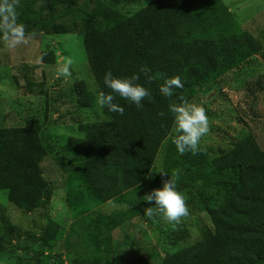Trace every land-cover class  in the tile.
Listing matches in <instances>:
<instances>
[{
  "label": "trees",
  "instance_id": "1",
  "mask_svg": "<svg viewBox=\"0 0 264 264\" xmlns=\"http://www.w3.org/2000/svg\"><path fill=\"white\" fill-rule=\"evenodd\" d=\"M17 12L25 32L82 36L99 91H109L103 84L106 71L130 77L141 66L151 69L140 73L137 81L151 92L141 106L117 95L123 115L104 107L107 120L82 122L81 140L59 147L74 161L70 169L63 166L65 201L74 217L91 205L138 189L174 124L169 105L178 103L180 95L190 100L199 88L259 51L223 0H153L131 15L105 0H21ZM171 76H179L184 87L166 99L159 86ZM72 90L84 93L82 87ZM39 126L29 119L21 127L0 128V189L27 213L46 205L51 196L40 161L57 151L55 141H49ZM165 147L169 177L178 170L179 181L184 177L192 183L212 228L204 229L199 242L166 255L162 264H264V149L251 135L215 156L201 148L198 154L181 155L171 138ZM123 220L116 213L99 216L94 228L101 234L121 226ZM61 230L60 224L51 222L32 235L4 219L0 255L12 254L23 263L24 256L35 253L34 245L45 248L61 236ZM96 249L100 250L98 244Z\"/></svg>",
  "mask_w": 264,
  "mask_h": 264
},
{
  "label": "rangeland",
  "instance_id": "2",
  "mask_svg": "<svg viewBox=\"0 0 264 264\" xmlns=\"http://www.w3.org/2000/svg\"><path fill=\"white\" fill-rule=\"evenodd\" d=\"M105 1L131 15L153 0ZM223 1L240 27L253 37L259 51L199 88L189 100L202 105L211 122V131L199 146L210 156L231 149L246 135L264 149V0ZM26 34L29 42L14 48L0 40V128L21 127L29 119L36 120L41 131L49 135L48 140L55 141L57 152L48 153L40 161L42 175L51 190L50 200L43 207L24 212L7 199L6 190L0 189V234L4 219L32 235L39 234L51 222L57 223L62 234L45 248L34 245L35 253L24 256L23 263L4 253L0 264H162L166 255L199 242L204 229H211L212 224L208 212L197 201L192 183L184 177L181 181L177 178V190L186 197L189 214L178 225L162 217L144 215V208L150 205L143 196L162 187L160 170L168 172L165 144L175 135V122L138 189L119 194L102 205H91L78 217L71 215L65 201L64 167L70 169L74 161L59 147L81 140L82 122H102L109 117L96 103L99 88L88 65L82 36L36 31ZM66 56L74 61L69 77L60 76L57 71ZM73 86L82 87L84 93L76 94ZM84 103L86 107L80 106ZM113 213L123 216V224L101 234L96 232L98 217Z\"/></svg>",
  "mask_w": 264,
  "mask_h": 264
},
{
  "label": "clouds",
  "instance_id": "3",
  "mask_svg": "<svg viewBox=\"0 0 264 264\" xmlns=\"http://www.w3.org/2000/svg\"><path fill=\"white\" fill-rule=\"evenodd\" d=\"M19 6L20 0H0V40L10 48L27 44L30 39L25 32V25L18 21ZM73 63L71 56L64 57L58 67V75L71 76ZM150 71L151 69L147 66H141L139 72L130 77H117L111 71H106L103 74V84L109 91L100 90L97 93L96 103L101 108L107 107L110 112L121 115L124 113V108L115 102L117 95L138 107L141 106L145 98L151 97V92L137 81L140 79V73L147 74ZM148 79L151 81L153 78L149 76ZM183 87L179 76L164 77L163 83L159 86V92L168 99L174 95L175 89ZM177 99L178 103L169 105V111L173 114L175 122L172 143L181 155L198 154L201 139L211 131V122L202 105L189 101L183 95L178 96ZM159 172L162 176L169 177L167 172L163 170ZM178 176L179 171H173L172 178L165 179L162 187L155 188L143 196V200L150 205L144 208L146 217H162L168 223L178 225L182 218L189 214L186 197L177 190Z\"/></svg>",
  "mask_w": 264,
  "mask_h": 264
}]
</instances>
